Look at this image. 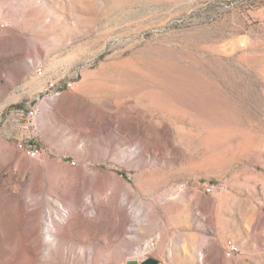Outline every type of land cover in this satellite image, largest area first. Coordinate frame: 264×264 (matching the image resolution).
<instances>
[{"label":"rangeland","instance_id":"obj_1","mask_svg":"<svg viewBox=\"0 0 264 264\" xmlns=\"http://www.w3.org/2000/svg\"><path fill=\"white\" fill-rule=\"evenodd\" d=\"M75 71L74 88L117 99L136 144L150 142L134 166L147 175L119 170V185L150 188L134 217L164 232L182 187L197 195L199 264H264V0H0V264L124 260L54 255L69 242L50 236L52 183L4 132L2 103L25 77L36 96L37 81Z\"/></svg>","mask_w":264,"mask_h":264},{"label":"crops","instance_id":"obj_2","mask_svg":"<svg viewBox=\"0 0 264 264\" xmlns=\"http://www.w3.org/2000/svg\"><path fill=\"white\" fill-rule=\"evenodd\" d=\"M24 81L22 93L8 95L2 107L18 103L30 107L33 101L37 114L32 121L7 116L4 132L41 150L35 157L37 178L50 179L49 193L56 205L55 219L48 224L54 222L50 236L69 242L62 250L56 249L62 254L54 255L124 259L118 264H141L153 256L161 264H199L198 231L193 228L198 221V207L192 208L195 193L182 187L174 191L178 195L169 201L174 214L164 232L152 233L146 218H135L130 212V203L133 206L135 201H142L143 210L145 203L150 205V188L119 185V170H132L134 177L147 175L134 166L144 162L151 146L144 139L136 144V129L130 125L133 118L119 114V101L107 104L82 86L39 101L26 77ZM35 86L39 92L45 88L42 81ZM65 214L71 217L66 220ZM134 225L142 229L132 233Z\"/></svg>","mask_w":264,"mask_h":264},{"label":"built area","instance_id":"obj_3","mask_svg":"<svg viewBox=\"0 0 264 264\" xmlns=\"http://www.w3.org/2000/svg\"><path fill=\"white\" fill-rule=\"evenodd\" d=\"M38 71L40 74H43V67L38 66ZM80 79L81 77H79V71H75L74 77H71L69 80L61 81L60 79H50L47 81L44 90L38 95V97H43V95L56 92L59 89H73ZM10 115L19 120L32 121L36 116L34 104L30 107L12 109L10 111ZM18 146L31 157H37L41 152L40 148L35 143L30 141L23 140L18 144ZM72 163L75 164L76 161H73ZM211 190V187H208V191L210 192ZM227 247L230 249V252H236L238 250V246H234L232 241H228Z\"/></svg>","mask_w":264,"mask_h":264},{"label":"water","instance_id":"obj_4","mask_svg":"<svg viewBox=\"0 0 264 264\" xmlns=\"http://www.w3.org/2000/svg\"><path fill=\"white\" fill-rule=\"evenodd\" d=\"M141 264H161V262L153 256H148L142 260Z\"/></svg>","mask_w":264,"mask_h":264},{"label":"bare ground","instance_id":"obj_5","mask_svg":"<svg viewBox=\"0 0 264 264\" xmlns=\"http://www.w3.org/2000/svg\"><path fill=\"white\" fill-rule=\"evenodd\" d=\"M62 92V89H59L58 91L56 92H51V93H47V96H57L59 95L60 93ZM65 219H67V217L65 216ZM233 243V242H232ZM235 246V244H233ZM52 264H55V263H52Z\"/></svg>","mask_w":264,"mask_h":264},{"label":"trees","instance_id":"obj_6","mask_svg":"<svg viewBox=\"0 0 264 264\" xmlns=\"http://www.w3.org/2000/svg\"><path fill=\"white\" fill-rule=\"evenodd\" d=\"M13 107L11 108V110L12 109H15V108H24L25 107V105H23V104H14V105H12Z\"/></svg>","mask_w":264,"mask_h":264}]
</instances>
